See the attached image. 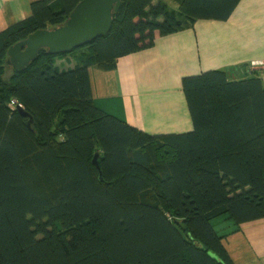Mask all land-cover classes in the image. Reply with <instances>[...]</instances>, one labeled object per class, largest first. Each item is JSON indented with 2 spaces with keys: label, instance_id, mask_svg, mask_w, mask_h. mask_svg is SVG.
I'll return each mask as SVG.
<instances>
[{
  "label": "trees",
  "instance_id": "trees-1",
  "mask_svg": "<svg viewBox=\"0 0 264 264\" xmlns=\"http://www.w3.org/2000/svg\"><path fill=\"white\" fill-rule=\"evenodd\" d=\"M80 1L36 0L0 30V264H234L226 236L264 219L260 76L183 77L192 129L148 134L97 107L89 74L197 21L225 22L241 0H121L105 36L8 66L9 47Z\"/></svg>",
  "mask_w": 264,
  "mask_h": 264
},
{
  "label": "crops",
  "instance_id": "crops-1",
  "mask_svg": "<svg viewBox=\"0 0 264 264\" xmlns=\"http://www.w3.org/2000/svg\"><path fill=\"white\" fill-rule=\"evenodd\" d=\"M34 1L0 0V30L28 18ZM172 1L176 9L180 0ZM208 70L229 81L256 72L264 84V0H241L225 22L197 21L120 58L113 71L89 75L98 108L148 134H180L192 129L181 80ZM224 242L234 264H264V219L242 224Z\"/></svg>",
  "mask_w": 264,
  "mask_h": 264
},
{
  "label": "water",
  "instance_id": "water-1",
  "mask_svg": "<svg viewBox=\"0 0 264 264\" xmlns=\"http://www.w3.org/2000/svg\"><path fill=\"white\" fill-rule=\"evenodd\" d=\"M121 0H81L67 20L51 30H39L8 48L7 64L19 73L38 58L39 50L48 55H63L87 45L108 34L113 15L119 10ZM19 113H25L18 108ZM29 119L27 125L30 126ZM213 260H217L211 255Z\"/></svg>",
  "mask_w": 264,
  "mask_h": 264
},
{
  "label": "rangeland",
  "instance_id": "rangeland-1",
  "mask_svg": "<svg viewBox=\"0 0 264 264\" xmlns=\"http://www.w3.org/2000/svg\"><path fill=\"white\" fill-rule=\"evenodd\" d=\"M165 2H168V6L170 8H174V1L172 0H164ZM66 61V58H63V57H56V59L54 60V64L56 65H59L61 62H65ZM244 78H247V77H244ZM218 220H214L212 221V224L214 225V228L215 230L219 233V229L220 227L222 226V223L220 222H217Z\"/></svg>",
  "mask_w": 264,
  "mask_h": 264
},
{
  "label": "built area",
  "instance_id": "built-area-1",
  "mask_svg": "<svg viewBox=\"0 0 264 264\" xmlns=\"http://www.w3.org/2000/svg\"><path fill=\"white\" fill-rule=\"evenodd\" d=\"M11 105H14V102H11Z\"/></svg>",
  "mask_w": 264,
  "mask_h": 264
}]
</instances>
